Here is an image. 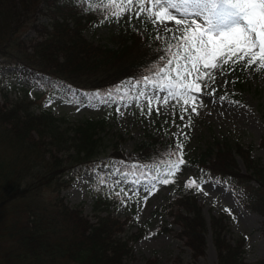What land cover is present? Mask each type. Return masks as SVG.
<instances>
[{"label":"trees","instance_id":"1","mask_svg":"<svg viewBox=\"0 0 264 264\" xmlns=\"http://www.w3.org/2000/svg\"><path fill=\"white\" fill-rule=\"evenodd\" d=\"M41 3L47 7L50 22H41L37 17L42 11ZM88 7L89 0L83 5H76L74 0H0L2 62L30 67L32 73L41 75L50 93L66 86L108 92L126 78L151 75L153 65L162 63L158 57L164 54L166 44L154 39L157 31L151 24L146 33L127 29L111 37L107 44L89 41L84 29L96 22L104 23L110 15L103 8ZM30 27L38 29L42 37L30 44L32 52L20 37ZM244 71L242 64H238L232 72L242 91L246 88ZM30 101L20 98L7 107L0 105V264H127L125 258L132 254L130 241L148 232L142 228L125 239L121 234L127 222L113 215L108 207L100 210L96 222H91L81 211L65 204L61 195L62 189L71 183L70 172L92 165L91 161L100 155L106 119H86L70 126L72 122L65 118L61 121L51 110L35 112ZM162 130L149 134L148 143L138 147L140 153L134 159L152 165L167 158L166 150H173L177 138ZM261 144L264 146V137ZM236 146L237 152H247ZM233 151L229 141L215 138L184 160L203 172V180L227 179L231 187L241 188L245 192L243 202L264 214V164L248 161L253 172L241 174ZM253 178L258 185L250 182ZM47 186L52 190L51 199L44 198ZM192 190L169 200L163 209L173 215L174 222L186 224V234L183 233L194 260L188 264H199L206 252V227ZM98 200V204L106 203ZM184 209L192 216L184 215ZM211 226L219 264H251L241 255L245 239L236 240L234 245L225 238V216L213 215ZM161 231L168 228L163 225L156 233ZM146 264L159 262L148 259ZM172 264L184 263L177 260Z\"/></svg>","mask_w":264,"mask_h":264},{"label":"rangeland","instance_id":"2","mask_svg":"<svg viewBox=\"0 0 264 264\" xmlns=\"http://www.w3.org/2000/svg\"><path fill=\"white\" fill-rule=\"evenodd\" d=\"M42 5L41 3L39 21L50 22V19H47L49 15L44 11L46 6ZM149 24L151 23L143 16L137 20L133 15L129 22L128 16L125 15L116 22L115 17L110 15L104 23L96 22L87 26L83 33L95 44H107L111 37L127 29H140L146 33ZM167 26L173 27L174 22H168ZM153 27L156 31L159 29L160 34L165 37L169 35L163 32L160 25ZM20 36L25 39L30 48L29 52L33 51V45L30 44L42 39L38 29L33 27L24 33L21 32ZM0 67L1 106L9 105L20 98H28L29 101H33L35 112L51 110L56 117L72 122L70 126L86 119H106L107 125L101 132L103 146L98 151L100 155L97 160L91 161L92 165H83L70 172L68 178L71 179V183L67 188L62 189L61 195L65 204L81 211L82 215L91 222H96L100 210L108 207L113 215L127 222L121 234L125 239H130L133 233L142 228L148 231V234L140 239L130 241L132 254L125 258L127 264H146L148 259H156L159 264H172L177 260L188 264L194 261L191 249L186 245V224L174 222L173 215L166 213L163 208L169 200L182 192L190 191L185 187V182L190 178L200 179L203 172L188 164L181 165V171L174 177L175 183L161 185L156 182L157 190L152 194L144 190L145 184L151 180V175L141 177L137 173L135 176L129 175L123 179H120L119 174L114 175L121 164H131L128 159L137 157L140 153L138 147L149 139V134L157 132L160 128L164 129L167 135L182 133L176 135V138L177 142H183V158L201 151L215 138L227 140L234 146V159L241 174L253 172L248 161L264 164V146L261 144L264 137V69L257 71L256 65L244 71L246 88L243 91L237 87L235 81L237 77L232 72L224 76L217 74L215 83L205 89V93L214 92V95L192 93L198 97L195 106L199 114L192 112L191 106H185L188 111L183 113L181 105L171 100L167 107H161L159 116L156 115L155 110L151 116L141 115L131 94L125 97L124 101L103 103L101 97L108 100L107 93L113 89L100 94L99 91L86 92L66 86L58 88V92L50 93L41 81L40 74L32 73L29 68L7 65L1 58ZM134 80L132 77L126 78L118 86ZM225 80L229 81L226 85L223 84ZM136 91L138 92L139 88ZM96 93L100 96H95ZM221 97L225 98L221 99ZM141 103H144L143 99ZM173 105H176L175 109ZM117 108L120 109L119 112ZM181 114L184 115L183 120L179 119ZM165 120L168 123H164ZM185 124H189L190 127H183ZM236 145L242 146L247 152H237ZM134 165L138 166V163L130 165L126 171ZM100 169L102 173L99 172ZM144 171L147 172L148 169L144 168ZM100 179L105 183L100 184ZM137 179L139 183L131 182ZM203 181L202 191L193 190L197 195L196 204L201 207L206 227L204 232L206 254L199 258L198 263L219 264V253L214 243L211 223L213 215L216 217L223 215L227 224L225 238L234 245L236 240L244 238V251L241 253L244 260L251 264H264V214L247 206L241 200L243 191L230 187L227 181L214 179ZM250 182L258 185L255 178ZM121 190H123L121 196H116L115 192ZM124 192H127V196L123 195ZM44 193V198H52L51 187L47 186ZM98 199L106 200V203L98 204L96 201ZM121 199L124 200L123 204ZM226 208L231 210V215L225 211ZM183 213L192 216L187 209H184ZM163 225L168 231L156 233V230Z\"/></svg>","mask_w":264,"mask_h":264},{"label":"snow or ice","instance_id":"3","mask_svg":"<svg viewBox=\"0 0 264 264\" xmlns=\"http://www.w3.org/2000/svg\"><path fill=\"white\" fill-rule=\"evenodd\" d=\"M84 2L74 0L78 5ZM93 8H103L108 15L115 17L116 22L125 15L129 22L133 15L137 20L143 16L169 34L165 37L157 30L154 39L164 41L166 47L164 54L158 57L162 63L153 65L151 75H142L116 87L107 93L108 100L101 97L103 103L124 101L131 94L143 116H151L154 110L157 116L161 115V107H167L171 100L181 105L183 113L188 111L185 106H191V111L197 112L195 102L198 97L192 93L214 95V92L205 93V89L215 83L217 74L231 73L238 64H242V70L253 65L257 71L264 69V0H89L88 10ZM168 22H174V26L168 27ZM228 83L227 80L223 82L224 85ZM94 95L100 96L99 93ZM142 99L144 103H141ZM172 107L175 109L176 105ZM179 119L183 120L184 115L181 114ZM166 156L150 166L134 165L129 171L117 168L114 175L119 174L120 179L137 173L141 177L151 175L144 190L152 194L157 190L156 182L161 185L175 183L176 173L181 171V165L186 164L183 142L175 143L171 151L166 150ZM144 168L148 171L145 172ZM131 182L139 183V179ZM202 182L203 177L200 180L190 178L185 187L202 191ZM99 183L105 181L100 179ZM122 191L115 192V195L121 196ZM123 195L127 196V192ZM121 203H124L123 199ZM225 211L231 215L230 209Z\"/></svg>","mask_w":264,"mask_h":264},{"label":"bare ground","instance_id":"4","mask_svg":"<svg viewBox=\"0 0 264 264\" xmlns=\"http://www.w3.org/2000/svg\"><path fill=\"white\" fill-rule=\"evenodd\" d=\"M40 1V0H39ZM57 1V0H56ZM48 3V2H47ZM50 5V4H49ZM77 5V4H76ZM43 6V5H42ZM73 6V5H72ZM44 7V6H43ZM61 7H62V5H61ZM41 8V7H40ZM47 8V7H46ZM44 10V9H43ZM52 10V9H51ZM37 11V10H36ZM44 11H46V10H44ZM55 11V10H54ZM46 14V13H45ZM41 15V14H40ZM38 17V16H37ZM34 18V17H33ZM40 24V23H39ZM38 24V25H39ZM37 26V25H36ZM37 28V27H36ZM39 31V30H38ZM84 32V31H83ZM21 37V36H20ZM38 37V36H37ZM24 39V38H23ZM44 39H46V38H44ZM25 40V39H24ZM23 41V40H22ZM34 41V40H33ZM44 41V40H43ZM41 43V42H40ZM139 43V42H138ZM3 44V43H2ZM1 44V45H2ZM33 44V43H32ZM5 46V45H4ZM28 46V45H27ZM7 47V46H6ZM136 47V46H135ZM22 48V47H21ZM104 48V47H103ZM30 49V48H29ZM33 49V48H32ZM38 51V50H37ZM29 53V52H28ZM28 53H27V55H28ZM33 54V53H32ZM31 55V54H30ZM30 57V56H29ZM34 57V56H33ZM42 57V56H41ZM134 57V56H133ZM20 58V57H19ZM35 58V57H34ZM51 58V57H50ZM126 58V57H125ZM40 59V58H39ZM36 60V59H35ZM6 62H8V61H6ZM10 62H12V61H10ZM15 62V61H14ZM20 62H22V61H20ZM127 62V61H126ZM64 63V62H63ZM111 63V62H110ZM17 64V63H16ZM116 64V63H115ZM154 64V63H153ZM11 65V64H10ZM121 65V64H120ZM12 66V65H11ZM22 66V65H21ZM44 66H45V64H44ZM109 66V65H108ZM116 66V65H115ZM52 67V66H51ZM1 68V67H0ZM3 68V67H2ZM5 68V67H4ZM25 68V67H24ZM30 68V67H29ZM117 68V67H116ZM123 68V67H122ZM51 69V68H50ZM117 70V69H116ZM52 71V70H51ZM37 73V72H36ZM41 76V75H40ZM44 76V75H43ZM42 76V77H43ZM50 77V76H49ZM103 78H105V77H103ZM9 79V78H8ZM16 79V78H15ZM41 79V78H40ZM49 79V78H48ZM44 81V80H43ZM120 81V80H119ZM49 82V81H48ZM49 84V83H48ZM57 84V83H56ZM10 85V84H9ZM49 85H51V84H49ZM58 85V84H57ZM56 85V86H57ZM60 85H62V84H60ZM111 86V85H110ZM62 87V86H61ZM112 87V86H111ZM46 88V87H45ZM49 88V87H48ZM52 88H53V86H52ZM63 88V87H62ZM103 88V87H102ZM65 91V90H64ZM107 92V91H106ZM73 93V92H72ZM65 94V93H64ZM77 94V93H76ZM100 94H101V92H100ZM105 95V94H104ZM70 96H71V94H70ZM69 96V97H70ZM38 97H39V95H38ZM74 97V96H73ZM41 98V97H40ZM71 99V98H70ZM107 99V98H106ZM69 101V100H68ZM72 103H74V102H72ZM7 107V106H6ZM51 112V111H50ZM53 112V111H52ZM56 113V112H55ZM59 118H61V117H59ZM58 120V119H57ZM92 120V119H91ZM61 121H62V118H61ZM64 121V120H63ZM67 121V120H66ZM69 121V120H68ZM93 121V120H92ZM62 129H64V128H62ZM164 130V129H163ZM162 130V131H163ZM159 132V131H158ZM149 136V135H148ZM145 140V139H144ZM146 141V140H145ZM147 143H148V141H146ZM143 143H145V142H143ZM142 144V143H141ZM140 144V145H141ZM134 159V158H133ZM93 161H95V160H93ZM91 164V163H90ZM134 164V163H133ZM99 166V165H98ZM93 167H95V166H93ZM143 167V166H142ZM120 168V167H119ZM77 169V168H76ZM95 169V168H94ZM105 169V168H104ZM75 170V169H74ZM104 172V171H103ZM102 173V172H101ZM106 175V174H105ZM101 177V176H100ZM104 177H106V176H104ZM107 178V177H106ZM100 185V184H99ZM112 196H114V195H112ZM115 201V200H114ZM104 210V209H103ZM76 211V210H75ZM81 214V213H80ZM111 214V213H110ZM109 214V215H110ZM101 215V214H100ZM108 215V214H107ZM82 216V215H81ZM98 216V215H97ZM119 219V218H118ZM123 223H125V222H123ZM144 230V229H143ZM158 232V231H157ZM165 232V231H164ZM181 232V231H180ZM147 234V233H146ZM180 235V234H179ZM181 236V235H180ZM206 237V236H205ZM181 238V237H180ZM186 240V239H185ZM132 250V249H131ZM192 253V252H191ZM204 254H206V253H204ZM205 256V255H204ZM155 262V261H154Z\"/></svg>","mask_w":264,"mask_h":264}]
</instances>
